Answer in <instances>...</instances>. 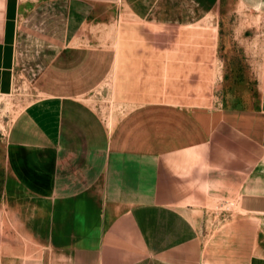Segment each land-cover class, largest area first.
Wrapping results in <instances>:
<instances>
[{"label":"crops","instance_id":"1","mask_svg":"<svg viewBox=\"0 0 264 264\" xmlns=\"http://www.w3.org/2000/svg\"><path fill=\"white\" fill-rule=\"evenodd\" d=\"M111 1L0 0V95L17 79L36 94L7 134L8 175L29 198L0 224V264H254L264 63L257 108L183 100L206 56L160 54L128 4L113 40ZM111 74L110 130L86 98ZM224 201L243 216L205 243L199 214Z\"/></svg>","mask_w":264,"mask_h":264},{"label":"rangeland","instance_id":"2","mask_svg":"<svg viewBox=\"0 0 264 264\" xmlns=\"http://www.w3.org/2000/svg\"><path fill=\"white\" fill-rule=\"evenodd\" d=\"M261 2L264 0H112L111 6L118 10L112 15L115 26L111 33L114 40L118 19L125 18L120 17L119 9L128 4L143 13L138 17H144V25L133 27H139L145 37L158 40L155 50L159 49L160 54L175 51L178 55L195 56L198 61L201 55L206 56L205 63L188 64L192 70H185V74L192 77V93L182 96L183 100L201 102L210 109L257 108L264 63V4L257 6ZM128 18L142 21L135 15ZM111 77L86 98L102 116L109 118L108 127L122 110L112 96L113 74ZM34 99L33 84L26 79H17L11 94L0 95V224L5 227L7 213H13L15 204L20 207L29 198L8 175L7 134L13 119ZM238 216L243 215L231 202L208 206L197 220L204 233L203 242ZM254 220L259 224L254 264H264V216L257 215Z\"/></svg>","mask_w":264,"mask_h":264},{"label":"bare ground","instance_id":"3","mask_svg":"<svg viewBox=\"0 0 264 264\" xmlns=\"http://www.w3.org/2000/svg\"><path fill=\"white\" fill-rule=\"evenodd\" d=\"M116 121H113L112 124H110V130L114 127Z\"/></svg>","mask_w":264,"mask_h":264}]
</instances>
